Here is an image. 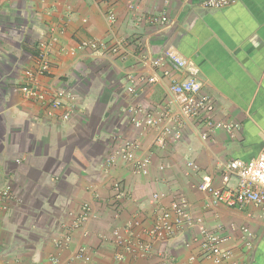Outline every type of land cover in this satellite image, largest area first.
<instances>
[{
  "label": "crops",
  "instance_id": "crops-1",
  "mask_svg": "<svg viewBox=\"0 0 264 264\" xmlns=\"http://www.w3.org/2000/svg\"><path fill=\"white\" fill-rule=\"evenodd\" d=\"M202 2L0 0V190H13L7 203L0 197V208L8 207L0 210V264H51V259L57 264H214L202 257L195 225L153 242L147 258L128 253L123 262L116 259L111 233L125 234L133 222L132 232L141 235L153 225L157 207L170 206L177 195L187 198L195 220L229 238L224 249L237 261L264 264L261 209L215 205L197 188L206 175L221 187V165L264 152V0H236L221 10H207ZM163 14L172 26L148 22ZM91 39L106 43V50L70 52ZM42 42L50 44L49 70L40 75L36 56ZM119 44L126 47L112 52ZM170 49L196 63L217 103L216 118L240 123L237 134L219 131L204 142L188 122L182 140L161 147L155 129L134 127L127 109L138 104L147 112L162 110L170 85L139 53L154 59ZM32 74L48 94L74 96L69 120L62 119L69 110L67 97L60 109L25 97ZM131 77L135 93L128 91ZM132 138L139 141L137 157L151 159L146 176L120 159L105 164L114 148ZM188 159L198 173L187 167ZM116 182L126 189V198H116ZM236 183L232 179L230 185ZM156 193L164 195L158 203ZM84 204L90 205V219L71 230ZM233 225L252 232L251 252L241 234L231 231ZM69 230L71 243L61 249L57 242ZM82 247L88 248V260L77 261Z\"/></svg>",
  "mask_w": 264,
  "mask_h": 264
},
{
  "label": "built area",
  "instance_id": "built-area-1",
  "mask_svg": "<svg viewBox=\"0 0 264 264\" xmlns=\"http://www.w3.org/2000/svg\"><path fill=\"white\" fill-rule=\"evenodd\" d=\"M235 2L236 0H203L202 5L207 10H221ZM108 18L111 23L116 21L115 14L112 12L109 13ZM148 19L150 24H158L163 27L173 25V21L165 14L151 16ZM124 47H126L125 44H119L112 48V52L119 53ZM106 48L107 44L103 41L91 39L79 43L76 48L70 49V52L90 50L95 53L106 50ZM37 49V68L40 75H43L49 70L50 44L42 42L37 46ZM139 56L143 63L161 70L163 76L170 79L168 96L162 110L151 113L138 104H133L127 109L136 129H155L157 131L156 145L164 147L170 141L182 140L183 131L188 122L194 124L204 142H209L219 131L233 136L241 130V124L236 121L224 122L216 118L217 103L214 97L205 90V85L199 77V68L194 61L181 56L174 49H170L154 59L147 58L143 52H140ZM174 75H179L181 79ZM134 80L133 77L130 78L131 86L128 88L130 93L136 92ZM139 81L147 80L141 78ZM147 82L151 83L152 80ZM24 95L30 101L48 104L52 109L62 108L64 106L62 97H67L70 105L68 106L69 110L62 116L64 121L69 120L75 110L74 96L65 91L48 94L42 90L37 75L34 74L30 75L29 81L24 87ZM138 148L139 141L137 139H126L113 149L110 156L106 158L105 164L111 167L120 159L131 164L135 174L146 176L150 171L151 159L150 157H137ZM187 167L195 173L199 172L198 165L190 159L187 160ZM221 167V187H215L212 178L206 175L202 177L197 188L208 193L215 205L242 209L253 204L261 209V217L264 219V152L250 160L231 159ZM232 179L237 181L235 186L230 185ZM114 189L117 199L127 197L126 189H123L118 182L114 184ZM12 193V187L7 186L0 190V197L7 203ZM163 197V194L156 193L153 195V201L158 203ZM7 208V205L4 204L0 210ZM90 210V205L84 204L80 215L70 229L87 223L90 219ZM133 224V222L128 224L125 234L119 230L111 233V241L119 250L116 255L119 262H123L128 253L147 258L153 253V242L173 239L183 229L195 225L198 227L195 242L199 244L204 259L211 260L214 264H248L237 261L233 252L224 249V244L229 240L228 237L219 231L209 229L201 220H195L192 217L189 202L183 195L174 197L170 206H158L153 225L143 230L141 235L138 236L132 232ZM71 230L65 232V237L57 242L59 248L64 249L69 246L72 240ZM231 231L241 234L245 250L251 252L254 249L253 234L247 227L238 228L233 225ZM88 253V248L82 247L75 253L74 259L77 261L88 260ZM195 260L194 256L190 258L191 263ZM51 264H57V261L51 259Z\"/></svg>",
  "mask_w": 264,
  "mask_h": 264
}]
</instances>
